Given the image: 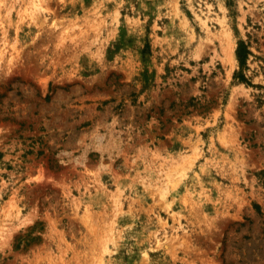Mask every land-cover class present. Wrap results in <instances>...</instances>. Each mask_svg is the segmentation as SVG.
I'll use <instances>...</instances> for the list:
<instances>
[{
	"label": "rangeland",
	"instance_id": "obj_1",
	"mask_svg": "<svg viewBox=\"0 0 264 264\" xmlns=\"http://www.w3.org/2000/svg\"><path fill=\"white\" fill-rule=\"evenodd\" d=\"M0 264H264V0H0Z\"/></svg>",
	"mask_w": 264,
	"mask_h": 264
},
{
	"label": "trees",
	"instance_id": "obj_2",
	"mask_svg": "<svg viewBox=\"0 0 264 264\" xmlns=\"http://www.w3.org/2000/svg\"><path fill=\"white\" fill-rule=\"evenodd\" d=\"M236 53H237V58L239 60L240 66L243 67L245 64V57H246L247 51L242 42L239 43ZM236 77L241 81H246L242 73H238Z\"/></svg>",
	"mask_w": 264,
	"mask_h": 264
}]
</instances>
